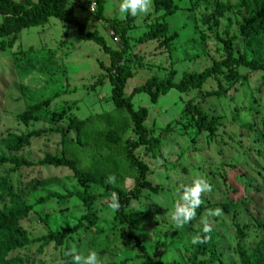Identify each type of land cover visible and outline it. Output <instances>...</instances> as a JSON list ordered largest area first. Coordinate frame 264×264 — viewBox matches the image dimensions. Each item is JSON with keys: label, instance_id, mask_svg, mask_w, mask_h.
Wrapping results in <instances>:
<instances>
[{"label": "rangeland", "instance_id": "1", "mask_svg": "<svg viewBox=\"0 0 264 264\" xmlns=\"http://www.w3.org/2000/svg\"><path fill=\"white\" fill-rule=\"evenodd\" d=\"M64 1L87 32L121 53L132 73L124 96L151 77L178 83L183 74L201 73L225 59L226 40H231L235 58L264 63V32L241 29L252 0H169L177 7L174 15L162 17L152 6L148 15L128 16L130 20L120 18L121 0H104L102 18L96 0ZM159 18L168 23L167 36L176 38L168 46L163 39L139 41ZM3 19L0 14V23ZM108 20L116 28L125 26L126 46ZM11 40L0 38V158L38 162L49 155L73 161L75 171L0 161V217L29 208L17 224L28 244L9 251L0 264H70L64 253L72 248L85 255L96 251L102 264H143L139 247L126 239L125 225L108 207L112 190L125 194L134 187L136 174L129 168L125 143L137 138L128 115L113 105L108 73L99 66H110L108 55L94 42L79 39L74 25L54 18L22 30L10 47ZM132 105L147 109L150 137L161 138L157 147L134 152L147 167V180L161 189L157 194L142 190L126 209L134 235L152 261L240 264V242L252 264H264V71L243 66L223 70L201 88L171 90L155 104L140 93ZM187 105L200 108L207 120H217L214 134L198 130ZM32 107L35 118L24 123L19 115ZM60 112L64 117L52 121V114ZM75 121L82 123L80 129ZM51 128L63 129L67 143L59 134L46 133ZM38 131L43 133L21 149L8 148L11 138ZM75 172L100 185L81 182ZM109 175L116 176L115 185L105 183ZM200 177L213 190L202 197L200 215L176 229L170 220L179 199L176 190ZM83 197L91 199L90 211ZM216 208L223 214L209 216L208 210ZM204 221L212 227L218 260L206 255L193 263L192 237ZM78 224L80 229L61 241L49 238Z\"/></svg>", "mask_w": 264, "mask_h": 264}, {"label": "trees", "instance_id": "2", "mask_svg": "<svg viewBox=\"0 0 264 264\" xmlns=\"http://www.w3.org/2000/svg\"><path fill=\"white\" fill-rule=\"evenodd\" d=\"M99 7V15L102 18V10L104 0H96ZM248 3V2H247ZM250 5L251 15L245 19L241 26L243 33H248L251 30L264 32V0H252ZM153 8L155 13L163 12L162 17H168L174 15L177 7L173 5L169 0H153ZM0 14L3 15L4 19L0 23V38L12 36V40L9 42V46L13 45L14 40L18 34L29 28H35L42 26L47 23L51 18H54L64 24H71L77 28L78 37L83 41H91L97 44L102 51L108 55L110 66L105 68L102 64H99L100 68L106 71L107 78L112 87L111 98L113 105L117 109H121L126 113L132 123L133 131L137 135L136 140L133 142L126 141L125 143V154L126 159L129 162V168L134 170L136 174L135 183L133 189L125 194L112 190V192L118 193L119 202L122 205L120 211L115 212V216L120 224L125 225V236L126 239L134 243L139 247L142 256L144 257L143 264H165L155 263L146 253L145 248L138 242L134 235V222L126 214V209L130 205L133 199L139 198L142 190H148L153 194H157L158 190L161 189L159 186L152 185L147 180V167L140 161L134 154V152L141 147H148L153 149L160 144L161 138H151L145 122L148 116L146 108L141 107L134 109L132 105V98L136 94L144 93L149 97V101L155 104L160 97L167 95L171 90H176L179 93H186L190 88H201L205 82L214 78L217 79L219 75L223 73V70H231L238 67H247L250 70H261L264 71V63L258 64L254 61H249L244 58H235L232 53L231 40L223 41L225 59L215 63L210 68L205 69L198 74H183L180 81L175 83L171 80L160 81L156 77H151L144 85L135 87L129 96H124L123 90L126 82L132 77V73L122 63V55L118 51L111 50L107 47L104 39L93 32H87L85 25L75 19L73 11L66 7L64 0H39L36 5H33L30 0H20L19 2L13 0H0ZM127 20H130L128 17ZM110 21V20H108ZM112 27L116 31L120 32L121 40L123 45H127L125 40V26L121 28L114 27V22L110 21ZM168 23L160 21V18L155 23L151 24L148 31L142 35L139 41H149L163 39L162 45L168 46L175 38V34L167 36ZM35 107H32L19 115V119L24 123H28L30 119L35 118ZM186 113L196 118V125L199 131H205L209 134H214L218 127V122L215 119L207 120L201 109L192 105H187ZM64 117V112L52 114V121H58ZM76 129H80L82 123L79 121L74 122ZM43 132H32L27 136H19L11 138L7 145L9 149L19 150L28 143V140L33 136H40ZM46 133H55L61 136V140L64 143L65 132L63 129L54 128L48 129ZM112 138L118 140V138L109 134ZM2 163H11L16 167H31L35 165H51L55 167H65L75 171V163L71 160L64 158L53 157L46 155L43 159L38 162H31L25 158H6L1 157ZM76 177L85 184L100 185L99 181H95L92 176L84 173L75 172ZM1 190V189H0ZM87 209L91 210V199L83 197ZM29 208H23L16 213L9 215L4 214L0 217V263H5V257L7 253L13 249L22 248L28 244L29 240L25 232L17 229V224L20 220L24 219L28 214ZM91 214L85 216V219L89 221ZM200 215V207L196 209V217ZM203 226L201 225L197 234L203 236ZM81 224L73 228H66L60 233H54L49 236L50 239L61 241L67 235L75 233L80 229ZM211 239L204 244H194L191 255L192 262L200 257L209 255L212 261L218 260V254L216 253L215 237L210 233ZM237 254L240 260V264H252V257L248 255L247 251L243 248L241 243L237 244Z\"/></svg>", "mask_w": 264, "mask_h": 264}, {"label": "clouds", "instance_id": "3", "mask_svg": "<svg viewBox=\"0 0 264 264\" xmlns=\"http://www.w3.org/2000/svg\"><path fill=\"white\" fill-rule=\"evenodd\" d=\"M153 0H121L119 4V15L121 19H126L128 16L138 17L141 15H148L152 9ZM105 183L108 185H115L117 179L115 175H109ZM213 190L211 183L203 177L193 180L190 185H180L177 188V195L179 199L175 202L174 210L171 213L170 220L176 229H181L189 224L196 217V209L203 203L202 197ZM108 207L114 211H120L122 205L119 202L118 193L112 192L108 201ZM223 210L216 208L208 210L209 216H221ZM203 236L197 234L192 237L193 244H204L210 239L212 231L211 225L204 221ZM66 257H71L70 264H102L98 253L94 250H89L85 255L82 252L72 248L64 253ZM61 264H65L61 261Z\"/></svg>", "mask_w": 264, "mask_h": 264}]
</instances>
